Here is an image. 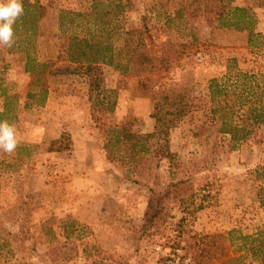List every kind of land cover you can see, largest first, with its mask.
I'll use <instances>...</instances> for the list:
<instances>
[{"label": "rangeland", "instance_id": "obj_1", "mask_svg": "<svg viewBox=\"0 0 264 264\" xmlns=\"http://www.w3.org/2000/svg\"><path fill=\"white\" fill-rule=\"evenodd\" d=\"M39 1L35 54L43 65L27 72L22 52L0 46V110L9 102L19 139L13 152L0 151V264H260L252 261L249 244L238 247L241 235L264 227V178L258 173L264 126L234 142L211 126L209 116L217 105L210 79L232 85L229 74L241 71L257 74L264 85L260 0L233 1L254 13L253 44L248 30L217 27L215 16L205 13L166 23L168 14L193 0H130L118 15V0ZM193 33L197 53L158 81H147L140 52L161 56L165 44L186 43ZM73 36L94 44L88 56L100 57V70L69 63L70 53L80 49ZM140 36L144 44L133 54ZM162 87L171 101L182 96L186 113L167 135L179 166L172 170L167 158L154 154L160 139L148 140L147 153L132 151V142L109 143L116 124L137 134V141L154 131ZM228 89L231 104L235 88ZM166 103L163 108L172 109ZM55 139L68 148L49 151ZM157 175L161 187L187 183L182 200H170L171 219L144 233L150 189L160 188Z\"/></svg>", "mask_w": 264, "mask_h": 264}, {"label": "trees", "instance_id": "obj_2", "mask_svg": "<svg viewBox=\"0 0 264 264\" xmlns=\"http://www.w3.org/2000/svg\"><path fill=\"white\" fill-rule=\"evenodd\" d=\"M234 0H193L192 3L186 6H182L175 11V14H168L166 16V23L176 22L178 19H182L184 15L186 17H198L201 14H209L215 16V22L217 27L233 28L236 30H248L249 41L253 44V37L255 36L253 27L256 24V18L251 8L233 5ZM115 5L116 1L111 0ZM98 3V1H94ZM116 7V15L121 13L128 6L130 7L131 1L128 0L122 2L118 0ZM257 5L264 6V0H260ZM24 13L19 17L14 25L15 42L12 47L14 51H20L23 53V59L25 60V70L27 72H35L36 68L43 65L35 54V42L39 32V22L42 17L43 5L39 0H23ZM188 6V7H187ZM95 8V6H93ZM67 13H71L76 16H82L83 13L76 12L75 10H67ZM108 12L107 14H110ZM145 23L148 19L147 14L143 15ZM147 30V29H146ZM142 35V34H141ZM257 36V35H256ZM73 39L79 43V48L76 52H72L69 55V63L85 62L83 64L87 72L92 70H100L98 67L100 57L93 56L90 58L88 52L94 49V44L89 39H81L80 36H73ZM143 36H140L139 41L135 44L132 52H138L139 46L143 45ZM75 42V44H76ZM198 43V37L193 33L190 41L167 43L166 48L161 56L152 57L145 51L140 52L137 57V61L141 66V72H145L146 80L151 81L153 79L159 80L170 72V70L176 67L183 58L196 54L197 51L193 50ZM191 48V51L188 48ZM100 54L102 51L97 49L95 51ZM132 54V55H133ZM103 60H106L103 57ZM110 60V59H108ZM112 61V59H111ZM257 74L249 72L236 71L234 74H229L228 81L232 78L234 81L230 85L227 82L219 83L217 79L212 78L209 82V94L211 101H216L217 105H211L209 107V116L211 118V126H215L219 133H227L231 135L234 142H240L248 138L253 131L261 126H264V85L261 86L257 79ZM241 79V80H240ZM242 81V82H241ZM229 86L235 88L233 91L234 98L232 103L228 104L231 100L228 98ZM236 89L238 90L236 92ZM161 93L166 92L162 87ZM160 94V93H157ZM236 94V95H235ZM41 95L44 98L47 95V88H43ZM7 99L10 97L7 95ZM29 97H34L31 93ZM181 95L172 98L167 92L162 96L163 101H157L155 103V112L153 117L155 118L154 131L143 135V139L137 141V134L129 131L124 124H116L111 127L110 132L113 134L109 139V143L122 144L132 142L131 150L139 149L140 153H147L150 151L148 145L149 139H160L154 144V154L156 156L165 157L169 160L170 169L175 166L178 168V163L174 162L176 153L170 151L168 132L169 129L175 127L180 119L186 114L184 111V103ZM166 101L171 104L172 109L165 110L163 105H166ZM42 104L43 101L39 100ZM249 107L245 109L246 105ZM9 102L5 104V109L0 110V121L11 122L15 119L14 111L9 110ZM250 123V124H249ZM249 124V125H248ZM135 142V143H134ZM108 145V144H107ZM67 145H64L61 139H55L51 142L49 151H61L66 150ZM258 173L264 178V166L258 167ZM160 176H155V182L160 188L151 187V194L148 200V204L144 214V223L141 227L142 232L149 233L154 228L167 223L171 218L169 203L170 200H182L180 197V190L186 187L187 180H178L170 182L167 185L161 187V183L158 181ZM264 186L260 187L259 194L263 199L264 204ZM241 239L244 241L243 245H239L238 248L244 249L248 246V251L252 256V261H259L260 264H264V227L259 229L256 234H244L241 235ZM249 240V242H247ZM175 248V247H174Z\"/></svg>", "mask_w": 264, "mask_h": 264}, {"label": "clouds", "instance_id": "obj_3", "mask_svg": "<svg viewBox=\"0 0 264 264\" xmlns=\"http://www.w3.org/2000/svg\"><path fill=\"white\" fill-rule=\"evenodd\" d=\"M23 13V0H0V46L13 45L16 36L14 25ZM18 144L15 126L7 121H0V151L11 153Z\"/></svg>", "mask_w": 264, "mask_h": 264}]
</instances>
